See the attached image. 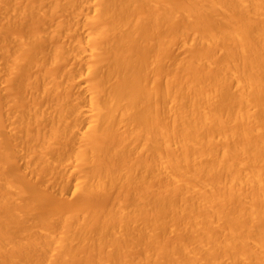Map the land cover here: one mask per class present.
<instances>
[{"label":"bare ground","instance_id":"obj_1","mask_svg":"<svg viewBox=\"0 0 264 264\" xmlns=\"http://www.w3.org/2000/svg\"><path fill=\"white\" fill-rule=\"evenodd\" d=\"M21 1L0 0L1 26L59 19L12 53L0 35L2 77L36 65L55 99L25 105L19 77L18 113L1 108L0 264H264V0ZM55 36L69 43L41 56ZM20 156L60 197L112 204L51 206Z\"/></svg>","mask_w":264,"mask_h":264},{"label":"rangeland","instance_id":"obj_2","mask_svg":"<svg viewBox=\"0 0 264 264\" xmlns=\"http://www.w3.org/2000/svg\"><path fill=\"white\" fill-rule=\"evenodd\" d=\"M19 1H21V0H19ZM20 3L23 4V3H24V0H22L21 2H19V4H20ZM54 17L57 18V20L59 19V18H58L59 16H57V15H55ZM17 18H19V17H17ZM17 18H16V20H14L15 18H14V19H10L9 22H8V21H5L6 23H7V22H8V23H12V25L10 24V27H7L9 24H8V25L6 24V25H5V26H6L5 30H4V28H3V31H6V32H5L6 34H4V33L1 34L2 32H0V35H1V36H2V35H3V36H4V35H5V36L8 35L9 37L12 38V41H11V39H8V37L4 38V37H5V36H4V37H3L4 40H3V38H2L3 42L1 41V38H0V42H2L3 44H5V46H6V47H5V46L3 45V47H1V46H2V43H0V49L3 50L4 47H5L7 50L10 49L9 46H8V48H7V44H8L7 41H10L11 49L13 48V50H11V53H12V51L15 52V51L17 50V49L15 50V46H16V47H17V46L19 47V43L17 42V38H18V37H20V36L22 37L23 35H26L30 30H31V32H33V33H36V31H37V32H38V31H39V32H43V29H44V28H45V30L47 29V31H49V29H50V28L52 29V28L55 26V23L57 22V21L54 22V21H55V18L53 19V17L51 18V20L48 19V21H46L47 19L44 20L43 18L40 19V18L38 17V18L40 19L39 22H38V20H37V19H38L37 17L35 18V20H34V18H31V19L29 18V19H27L28 21L25 20V21L28 22V23H26V22L24 23L23 19H22V20L19 19V21H18ZM0 19H1V17H0ZM20 20H21V21H20ZM41 20H42V22H41ZM0 21H1V20H0ZM2 21H3V22H2L1 24H5L4 20H2ZM12 21H14V23H13ZM15 21H17V22L15 23ZM22 21H23V22H22ZM18 22H21L22 24H21V23H18ZM23 23H24L25 25H24ZM0 26H1V25H0ZM5 26L2 25L0 28L5 27ZM6 29H7V30H6ZM51 29H50V30H51ZM16 30H17V31H16ZM40 30H41V31H40ZM1 31H2V29H1ZM7 31H8V32H7ZM20 31H21V32H20ZM17 32H18V33H17ZM22 32H23V33H22ZM31 32H30L29 34H31ZM80 33L83 34V31L80 30ZM26 36H27V35H26ZM5 39H6L7 41H6ZM68 40H69V38H68V37H65V36H62L61 38H60V36H59V38H58V36H55L54 39L52 38V39L50 40L49 43H46V44H47V47H45L46 44H45L44 42H48L49 40H47V41H43V42L40 44L41 46H40V45H39L40 47L38 46V50L40 51L39 53H40L41 56H42V54L46 55L49 51H51V50H49V51H47V50H48L49 48H52V47L54 46V44H56V45L59 44V43H62V44H63L64 42H65V44H66V42H67ZM4 41L7 42V44H6ZM14 41H15L16 43H13ZM68 43H69V41H68ZM8 45H9V44H8ZM13 45H14V46H13ZM52 45H53V46H52ZM56 45H55V46H56ZM12 46H13V47H12ZM49 46H52V47H49ZM176 46H177V45H176ZM176 46H175V47H176ZM18 47H17V48H18ZM175 47H174V48L172 47V49H173V50H171L172 53L175 52L174 54H176L177 57L181 56V55H182V51H184V50L180 51V50H181L180 48L178 49V48L176 47L177 49H175ZM47 48H48V49H47ZM6 49H4V50H6ZM42 49H43V50H42ZM52 49H53V48H52ZM2 50H0V52H1L2 55H4V54H5V51H2ZM14 50H15V51H14ZM8 51H10V50H8ZM3 52H4V53H3ZM179 53H180L181 55H179ZM176 55H175V56H176ZM178 55H179V56H178ZM5 56H6V55H5ZM41 56H40V57H41ZM0 57H1V56H0ZM3 57H4V56H2V59H0V65L2 64L3 66H5L6 63H5V61H3ZM5 58H6V57H5ZM2 61H3V62H2ZM64 62H65V64H64ZM64 62H63V63H60V64L58 63L59 65H57V64H56V65H55V64H54V65H47L49 71L47 70L48 73H46V74H50V75H52V76H57V75H58L57 73L60 72V70H62V68H63L62 66H63V65H64V66H65V65L67 66V64H69V65H70V64H71V65L74 64V65L77 66L76 63L71 62V61H64ZM68 62H69V63H68ZM3 63H4V64H3ZM66 63H67V64H66ZM33 66H34V65H33ZM36 67H37L36 65H35V68L32 67V69L30 70L29 73L27 72V71H29L28 69L26 70V74H25V71H24L23 74H24L25 76H23V75H20V76H19L20 78H22L21 80H23V82L20 80L21 83H23L24 86L26 85V87H27L26 89H30V90H32L31 88H29V87H31V84H32L31 82H34L35 84H34V83H33V84L36 85V86H37V84H38V87H39V88L37 87V88H38V91H37V90L35 91V89H33L35 93L41 91L39 81L36 82L35 76H33V73L35 74L34 71H36L37 69H38V71H37L38 73H36L37 75L41 72L40 67H38L37 69H36ZM47 67H46V69H47ZM59 67H60V68H59ZM68 67H70V68H68ZM68 67H67V68H68L67 70L72 69V68H75V67H73V66H68ZM28 68H29V67H28ZM65 68H66V67H65ZM65 68H63V69H64V72L66 71ZM1 69H2V66H1L0 70H1ZM29 69H30V68H29ZM41 69H43V68H41ZM1 71H3V70H1ZM1 71H0V80H1V81H0V86H1V88H0V105H3V106H2V107L0 106V109L2 108L3 110H6V112H7V111H8V108L10 107V104H11V103H12V104H11V107H10V108L13 109V107L15 106V104H16V107H17V103L12 102L13 99H11V98H14V97H17V98H18V97L20 96V92H22L21 90H22V89H25V87H24L23 85H20V87L22 86V89H21V90H19V91L17 90V91H16V90H15L16 88L14 89V86L17 85V84L20 82V81H19V79H20L19 77H18L19 79L17 78L18 81H17V79H15L16 77L14 78V80L17 81V82H16L17 84H14L15 81L10 82L11 84L13 83L12 85H14V86H13V89H11L10 86H9V87H6V86H8V85H7L8 81H7V83H6V82L4 81V79H5L6 77H4V78L2 77V75H5L6 72H5L4 74H3V73L1 74ZM32 71H33V72H32ZM47 71H45V72H47ZM57 71H58V72H57ZM62 71H63V70H62ZM3 72H4V71H3ZM31 72H32V74H30ZM51 72H52V73H51ZM53 72H54V74H53ZM40 74H41V73H40ZM40 74H39V75H40ZM63 74H64V73L61 72V74L59 73L58 76H61V75H63ZM27 75H28V77H26ZM29 75H30V76H29ZM39 75H38V76H39ZM2 78H3V79H2ZM32 78H33V79H32ZM78 78H79V77H78ZM78 78H77V81L75 80V84H77V83H78V84L73 88L72 92H73V91H74V92L76 91L77 93H79L80 91L82 92V90H81L82 87H81V88H78V87H80L81 85H82V86L84 85L83 83H85V81H84L83 79H85V78H81V77L79 78L80 80L82 79V82H81L80 80H78ZM2 80H3L4 82H3ZM25 81L28 83V86H29V87L27 86V83H26ZM79 81H80V82H79ZM1 82H2L3 84H1ZM21 83H20V84H21ZM5 84H6V85H5ZM11 84H9V85H11ZM33 84H32V86H34ZM79 84H80V86H78ZM12 85H11V86H12ZM18 86H19V85H18ZM15 87H16V86H15ZM2 88L4 89V91H3ZM9 88H10L11 90H9ZM37 88H36V89H37ZM75 88H77L78 90L75 89ZM5 89L8 90V91H5ZM17 89H18V88H17ZM19 89H20V88H19ZM74 89H75V90H74ZM12 90H14V91H12ZM30 90H28V93H27L26 90H24V91H25L24 94H27V95H26V97H25L26 100H25V99H23V100H25V102L28 101L27 103H25V105L28 104L27 106H31V107H32V106L34 105V106H41V107L43 106V107H44V103H47V102H49V101H50V102H51V101H54V99H55V98L52 97V96H46V95L44 96V98L46 97V99H44V98H42L43 96L40 97V95H39L40 93H39V94H38V93L35 94V95H39V96L35 97V98H36V99H35V98L33 97V96H35V95H34V92H32V91H30ZM14 92H15V93H14ZM17 92H18L19 94H17ZM29 92L32 93V95H31ZM81 92H80V93H81ZM1 94H3V95H1ZM9 94H10V95H9ZM22 94H23V93H22ZM22 94H21V96H22ZM24 94H23V97L25 96ZM4 95H6V96H4ZM17 95H19V96H17ZM27 96H28V97H27ZM3 97H6V98L9 97V98H8V99L5 98L6 100H4ZM30 97H31V98H30ZM39 97H40L41 100L39 99ZM17 98L14 99V100H16V102H17V100H18ZM19 98H22V97H19ZM27 98H28L29 100H28ZM34 99L37 100V101H35ZM32 100H33V101H32ZM39 100H40V101H39ZM43 100H47V101L45 102V101H43ZM3 101H6V103L9 102V104H6V105H5V102H3ZM7 101H8V102H7ZM31 101H32V103L35 101V102H36V105H35L34 103L32 104ZM14 103H15V104H14ZM30 103H31L32 105H30ZM39 103L42 104V105H40ZM52 103H53V102H52ZM52 103H48V104H47V107H48L49 104H52ZM37 104H39V105H37ZM4 106H5V107H4ZM8 106H9V107H8ZM16 107H14V109H13V111L15 110V111H14L15 113H13V115H15L16 113H18L16 110H19V109H17ZM43 107H42V108H43ZM15 108H16V109H15ZM45 108H46V106H45ZM2 109L0 110V116L2 117V118H0V119L2 120V121H0V123L3 122V119H4L3 116H5V115H3V114H5V113H4L5 111H3ZM10 110H11V109H9L8 112H11V113H12L13 111H12V110L10 111ZM39 110H40V109H39ZM1 111H2V112H1ZM10 115H11V114H10ZM11 116H12V115H11ZM10 118H11V117H10ZM6 124H7V123H5V125H6ZM4 127H5V126H4ZM5 128H6V127H5ZM9 128H10V127H9ZM9 128H7V130H8ZM5 132H7V131H5ZM9 133H10V130H8V133H7L8 138H9V137H13L14 134L11 135L12 133H10V134H9ZM14 137L16 138L17 136L15 135ZM8 140H9V139H8ZM15 140H16V141H15ZM18 140H19V142H21V140L19 139V136H18V139H12V138H10V141H11L12 143H13V141H15L16 143H18ZM11 142H10V143H11ZM15 142H14V143H15ZM12 143H11V145L14 146V143H13V144H12ZM16 143H15V144H16ZM11 145H10V146H11ZM22 157H23V156H20V157L16 158L17 161H16V160L14 161L15 165H16V163H17V165H16L17 167L13 164L14 167L16 168V169H15L16 172L19 171V170L17 169L18 167H19L20 171H21L22 169H23L22 171L25 170L24 168H21V167L24 165L23 163H26V161H25V162L23 161V160H24V159H23L24 157H23V158H22ZM20 161H23V162H20ZM67 164H68V163H67ZM67 164H66V165H67ZM13 165H12V166H13ZM69 165H70V164H68L67 167H69ZM12 170H13V169H12V167H11V171H12ZM15 170H13V171L15 172ZM20 171H19V172H20ZM25 171H27V172H26V173L24 172V174L27 176L28 179H30V180L27 179L28 181H30V182H34V183L37 182L36 185H37V184L39 185L40 183L43 184V187L41 186V187H42L41 189L43 190V191H41L42 193L45 192V193H47V194H49V195H52V194H50V193H53V194H54V195H52V196H54L53 198H52V196H50V197H51V200L53 201V205L51 204V206L55 207L56 203H58L57 206H59V208H60L61 210H63V211H67V212H72V210H73V211H78V210H80V208H81V210H82V207H83V208H84V207H85V208H92V209H93V207H94V208H101V207H107V206H110V204H112V203H111V202H112L111 198L113 199V197H110V195H108V196H107V195H105V196H104V195H100V198L96 195L97 197H94V196H93V198H86V197H84V196H82V195L79 196L78 193H77V195H76V193L73 194L71 188H70L69 190H67L68 192L66 191L65 193H63L64 195L62 194V195H61L62 198H61V197H60V194H58V189H56V186H54V187H53V186H50V189H49V183H50V185H51V184L53 185L54 183H55V185H57V184L60 183L61 181L59 182L58 179H57V180L55 179V181H54V179L52 178L51 175H50L51 177H49L48 175H46V176H48V177H46V178H44L45 176L42 177V178L38 176V177L40 178V179H39V178H37V176L35 177V174L33 175L34 172H33V173L31 172V174H32V176H31L30 171H28V170H25ZM27 173H28V174H27ZM28 176H29L30 178H29ZM34 177H35V178H34ZM31 179H32V181H31ZM38 179H39V180L42 179V180L39 181ZM44 179H45V180H44ZM46 179H48V182H47ZM49 179H50V180H49ZM37 180H38L39 182H38ZM52 180H53L54 182H53ZM52 182H53V183H52ZM57 182H58V183H57ZM46 183H47V184H46ZM56 183H57V184H56ZM41 184H40V185H41ZM34 185H35V184H34ZM45 185H46V186L48 185V187H45ZM57 186H58V185H57ZM47 188H48V189H47ZM53 188H54V190H55V193L53 192V191H54ZM57 188H58V187H57ZM45 190H47V191H45ZM48 190H50L51 192L48 191ZM56 191H57V192H56ZM9 192H10V191H9ZM49 192H50V193H49ZM12 193H13V191H12ZM56 194H57V195H56ZM55 195H56V196H55ZM102 196H104V197H102ZM111 196H112V195H111ZM63 197H64V198H63ZM107 197H108V198H107ZM109 197H110V198H109ZM103 198L106 199V201H105ZM87 199H88V200H87ZM89 199H90V200H89ZM108 199H110V200H108ZM54 201H55V202H54ZM90 201H91V202H90ZM109 201H111V202H109ZM50 203H52V202H50ZM82 203H83V204H82ZM105 203H107V204L109 203V204L107 205V204H105ZM54 204H55V205H54ZM99 204H100V205H99ZM98 205H99V206H98ZM57 206H56V207H57ZM100 206H101V207H100ZM76 208H77V209H76ZM85 257H86V256H85ZM81 258H82V257H80L79 259H81ZM83 258H84V256H83ZM79 259H77V260H79ZM86 259H87V257L84 258L81 262H80V260H79L78 262H77V261H76V262L79 263V264H84V262L88 261V260H86ZM85 260H86V261H85ZM83 261H84V262H83ZM43 262H44V261H43ZM34 263H37V262H33V261L31 262V264H34ZM45 263H46V261L44 262V264H45ZM37 264H38V263H37ZM39 264H42L41 261L39 262ZM51 264H53V263H51Z\"/></svg>","mask_w":264,"mask_h":264}]
</instances>
